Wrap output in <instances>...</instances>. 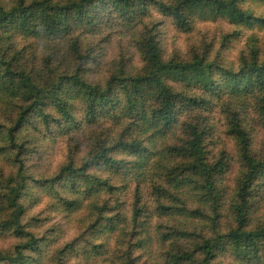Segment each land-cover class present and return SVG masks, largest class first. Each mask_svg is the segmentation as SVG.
I'll return each instance as SVG.
<instances>
[{"label":"rangeland","instance_id":"1","mask_svg":"<svg viewBox=\"0 0 264 264\" xmlns=\"http://www.w3.org/2000/svg\"><path fill=\"white\" fill-rule=\"evenodd\" d=\"M5 7L11 6L15 0H0ZM67 1V0H56ZM162 4H173L174 0H155ZM143 16L140 13L132 18L121 19L115 10L109 11L108 5L93 9L95 24L83 30L74 29L68 35L56 39L43 36L8 33L9 40L4 42L8 58H13L14 66L26 69L39 83H52L60 75L75 74L81 64L79 76L90 84L105 85L106 81L119 74L133 76L142 72L145 67V52L141 51L140 39L145 35H153L157 42L163 61L191 62L203 59L211 66L213 80L216 84L212 93H206L200 85L168 80L167 84L175 91L188 96H200L210 100L206 108L180 107V112L173 122V131L165 136L155 138L153 145L160 150V145L178 143L184 133L186 123L198 124L205 129L204 149L209 162L220 159L224 166L219 177V188L223 193L221 218L216 220L215 231L223 232L235 226L233 210L229 199L234 192L237 180L242 171L238 157V147L234 139L227 134V117L229 111L236 110L243 120V128L250 136V150L259 159L264 158V117L260 114V99L247 93L236 100L222 84L226 83L230 71L239 72L244 63L251 58L264 56V26L236 25L227 17L209 12H195L190 17V27L180 29L167 15L160 12L154 2L147 5ZM241 7L254 14L264 17V0H243ZM74 45L80 49L82 59L74 55ZM20 51V52H18ZM20 54V56H19ZM14 55L16 57H14ZM73 110L75 127L67 128L52 106L45 108L44 113L53 115L60 122L50 119L48 123L32 115L24 128L17 134V142L23 144L19 159L26 176V190L21 197L24 213L21 223L25 229L39 239V248L35 251L26 250L20 262L0 261V264H173L179 254V246L186 251L195 249L201 238L213 236V226L209 220L203 222L194 219V225L188 227L193 232L190 241L180 239L161 240V236L170 237L174 230L182 231L183 218L177 216H154L156 234L151 243L144 247H134L140 235L133 234V226L127 220L114 217L126 214L130 207V196L134 195L138 186L137 178L125 175L118 169L107 166L92 165L86 173L101 180L107 179L110 186L123 187V192L108 190L107 186H96L98 194L95 208H99L91 220L84 221L81 209H69L64 200L87 197L84 187L89 186L82 179H63L48 182L57 176L68 164L80 167L90 155L100 151V145L106 138L110 142L120 138L131 141L144 138L132 126L130 118L122 106L113 111L98 114L93 121L85 118L84 109L79 101ZM0 106V124L10 126L16 112ZM12 109V110H11ZM60 115V114H59ZM62 122V123H61ZM5 139V137H3ZM0 140V257L14 253L17 244L27 239L13 234L9 228L11 209H6L9 191L7 182L15 184L18 163L15 162V151L11 150L7 141ZM114 159L131 162L127 153L118 150L110 152ZM155 157L147 163L150 164ZM177 161V160H176ZM178 162L168 164L162 162L157 168L163 170L162 181H165L166 170L176 166ZM127 167V165H124ZM147 167V166H146ZM146 167L143 169L145 170ZM152 167V166H151ZM150 167V168H151ZM141 189L145 183L139 184ZM147 195H144V200ZM130 198V199H129ZM80 199V198H79ZM84 200V199H82ZM87 197L81 206L86 210ZM152 200V197H148ZM147 201V200H146ZM247 225L249 228L264 226V175L253 185L249 201ZM106 207L105 210L103 207ZM181 207V206H179ZM96 217V218H95ZM116 220V230L108 232L107 218ZM99 218V219H98ZM96 221V223H95ZM95 223V224H94ZM124 223V224H120ZM94 224V225H93ZM93 226H96V228ZM88 253L83 256V252ZM172 258L174 262L172 263ZM217 264H259L257 261L245 259L237 261L228 251L216 259ZM264 264V263H262Z\"/></svg>","mask_w":264,"mask_h":264},{"label":"trees","instance_id":"2","mask_svg":"<svg viewBox=\"0 0 264 264\" xmlns=\"http://www.w3.org/2000/svg\"><path fill=\"white\" fill-rule=\"evenodd\" d=\"M243 0H174L173 4H162L155 0H15L11 6L5 7L0 1V106L2 109H12L16 112L11 125L6 127L0 124V140L5 141L11 150L15 151V162L18 169L15 174V184L7 182L6 186L10 198L6 209H11L9 228L13 234L27 239L26 242L14 247L12 256L0 257V261L20 262L24 259L26 250L35 251L39 248V239L27 231L21 223L24 207L21 197L26 190V176L23 174V165L19 156L22 154L23 144L17 142V134L29 121L31 114L48 123L53 119L56 123L62 119L67 128L75 127L73 110L79 101L84 109L85 118L93 121L98 114L114 111L116 106H122L125 113L132 118V126L144 138H134L131 141L120 138L110 142L106 138L100 145V151L87 157L86 161L76 167L73 164L64 166L57 176L48 182L63 179H83L89 186L84 187L85 196L90 198L86 210L81 206L87 197H77L74 200H64L69 209H81L84 221L91 220L99 208H95L98 191L96 186H107L108 190L123 192L125 186L115 187L86 173V168L107 166L124 169L122 172L137 178V182L145 183L135 187L134 195L130 196V207L127 213L114 215L124 218L133 226V234L140 235V240L134 247H146L151 243L157 232L154 231V216H177L183 218L184 229L174 230L170 237L161 236V240L180 239L190 241L193 233L188 227H195L194 219L203 222L210 213L214 235L201 238L195 242V249L186 251L179 246V254L173 264H217L216 259L225 251L234 256L237 261L251 259L264 263V226L249 228L247 215L249 201L253 192L254 183L264 175V158L259 159L250 150V136L243 128V120L236 110L229 111L227 117V134L231 136L238 147V157L241 161L242 171L237 180L234 192L229 202L233 210L235 226L227 231H215L218 226L216 220L220 219L223 193L219 188V177L223 170V160L209 162L204 149L205 129L198 124L186 123L184 133L178 143L160 145L156 150L153 140L165 137L173 131V122L180 112V107L206 108L210 100L194 95L188 96L175 91L167 84L168 80L175 82H189L200 87L206 93H212L219 85L213 80V71L203 59L195 58L191 62L169 61L165 62L151 34L140 39L141 51L145 52V67L141 73L133 76L110 77L105 85L90 84L80 76L81 64L75 74H63L52 83H39L24 68L14 66L13 58H8L4 49V42L9 40L8 33L30 36H43L56 39L61 35H68L74 29L83 30L95 24L93 9L108 5L109 11L115 10L121 19L132 18L140 13L144 15L148 4L154 2L161 13L171 17L180 29L190 27V17L193 13L209 12L218 16L227 17L230 22L246 26H264V17H256L241 7ZM74 55L81 60L83 57L77 45H74ZM20 52V51H18ZM20 56V54H19ZM14 57H16L14 55ZM21 57V56H20ZM227 82L222 84L224 90L236 100L243 98L247 93L260 99V114L264 117V56L251 58L244 63L239 72L230 71ZM52 106L58 113L54 116L44 113L43 110ZM11 109V110H12ZM60 114V115H59ZM62 123V122H61ZM0 147V151H1ZM118 150L127 153L131 162L114 159L110 152ZM155 157L150 164L147 163ZM177 160V161H176ZM162 162L176 166L166 170V180L162 181L163 170L157 168ZM127 165V167H124ZM147 166V167H146ZM152 166V167H151ZM146 167L145 170H143ZM151 167V168H150ZM144 195L147 197L144 200ZM152 197V200H148ZM80 198V199H79ZM129 198V199H130ZM84 199V200H82ZM147 200V201H146ZM181 206V207H179ZM107 207V206H106ZM105 206L103 209L105 210ZM98 215V214H97ZM96 215V217H97ZM95 217V218H96ZM99 219V218H98ZM107 218L108 232L115 231L116 220ZM196 222V221H195ZM96 223V221H95ZM94 223V224H95ZM93 224V225H94ZM124 224V223H120ZM96 226H93V228ZM197 229H200L199 227ZM155 240V239H154ZM89 252L84 251L83 256ZM90 252L89 254H91Z\"/></svg>","mask_w":264,"mask_h":264}]
</instances>
